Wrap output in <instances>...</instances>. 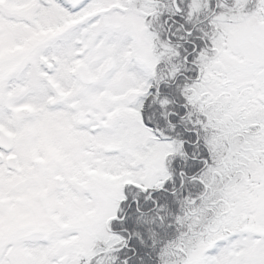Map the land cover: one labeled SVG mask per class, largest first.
Instances as JSON below:
<instances>
[{"label":"snow or ice","instance_id":"obj_1","mask_svg":"<svg viewBox=\"0 0 264 264\" xmlns=\"http://www.w3.org/2000/svg\"><path fill=\"white\" fill-rule=\"evenodd\" d=\"M0 264H264V0H0Z\"/></svg>","mask_w":264,"mask_h":264}]
</instances>
